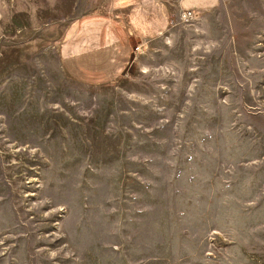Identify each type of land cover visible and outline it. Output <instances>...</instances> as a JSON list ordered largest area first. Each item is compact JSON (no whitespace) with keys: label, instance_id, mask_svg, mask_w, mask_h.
<instances>
[{"label":"rangeland","instance_id":"1","mask_svg":"<svg viewBox=\"0 0 264 264\" xmlns=\"http://www.w3.org/2000/svg\"><path fill=\"white\" fill-rule=\"evenodd\" d=\"M99 4L0 0V264H264V0L81 85L59 44Z\"/></svg>","mask_w":264,"mask_h":264},{"label":"crops","instance_id":"2","mask_svg":"<svg viewBox=\"0 0 264 264\" xmlns=\"http://www.w3.org/2000/svg\"><path fill=\"white\" fill-rule=\"evenodd\" d=\"M221 0H97L72 20L60 44L62 69L81 85H104L125 70L133 45L165 34L176 14L212 11Z\"/></svg>","mask_w":264,"mask_h":264},{"label":"built area","instance_id":"3","mask_svg":"<svg viewBox=\"0 0 264 264\" xmlns=\"http://www.w3.org/2000/svg\"><path fill=\"white\" fill-rule=\"evenodd\" d=\"M194 13L186 11L183 12L181 16H191ZM150 41L149 40H139L136 45L134 46V50L138 53L145 51L149 48Z\"/></svg>","mask_w":264,"mask_h":264}]
</instances>
